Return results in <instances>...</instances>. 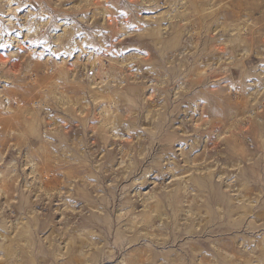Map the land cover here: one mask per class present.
<instances>
[{
    "label": "rangeland",
    "instance_id": "1",
    "mask_svg": "<svg viewBox=\"0 0 264 264\" xmlns=\"http://www.w3.org/2000/svg\"><path fill=\"white\" fill-rule=\"evenodd\" d=\"M0 264H264V0H0Z\"/></svg>",
    "mask_w": 264,
    "mask_h": 264
},
{
    "label": "bare ground",
    "instance_id": "2",
    "mask_svg": "<svg viewBox=\"0 0 264 264\" xmlns=\"http://www.w3.org/2000/svg\"><path fill=\"white\" fill-rule=\"evenodd\" d=\"M27 115H28V113H27ZM108 122H109V121H108ZM2 128H3V127H2ZM2 128H1V129H2ZM3 129H6V128H3ZM6 130H8V129H6ZM6 130H5V131H6ZM5 131H4V132H5ZM216 147H217V146H216ZM46 184H48V183H46ZM152 219L154 220V218H152ZM153 220H152V221H153ZM187 258H188V257H187Z\"/></svg>",
    "mask_w": 264,
    "mask_h": 264
}]
</instances>
